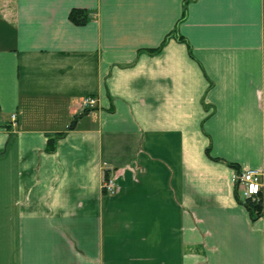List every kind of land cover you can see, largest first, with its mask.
Returning <instances> with one entry per match:
<instances>
[{
  "label": "crops",
  "instance_id": "0c3cea01",
  "mask_svg": "<svg viewBox=\"0 0 264 264\" xmlns=\"http://www.w3.org/2000/svg\"><path fill=\"white\" fill-rule=\"evenodd\" d=\"M0 264H264V0H0Z\"/></svg>",
  "mask_w": 264,
  "mask_h": 264
},
{
  "label": "built area",
  "instance_id": "2783aa9c",
  "mask_svg": "<svg viewBox=\"0 0 264 264\" xmlns=\"http://www.w3.org/2000/svg\"><path fill=\"white\" fill-rule=\"evenodd\" d=\"M81 109L83 111L91 110L97 106L95 96H87L81 101ZM16 121V115H13V122ZM263 172L260 169H248L237 172L233 176V182L244 192L245 199L255 198L261 194L263 180ZM102 191L107 195H115L118 191V184L115 177H108L102 183Z\"/></svg>",
  "mask_w": 264,
  "mask_h": 264
},
{
  "label": "trees",
  "instance_id": "16d2710c",
  "mask_svg": "<svg viewBox=\"0 0 264 264\" xmlns=\"http://www.w3.org/2000/svg\"><path fill=\"white\" fill-rule=\"evenodd\" d=\"M70 18L76 24H84L89 18V12L84 9H73L70 14ZM178 39L183 40L182 37H179ZM159 50L160 48H156L151 51L157 52ZM54 149H55V145L51 139V141L49 142L48 150L53 151ZM244 203L254 218L259 217L262 214L263 204H262V198H260V196L255 197V198H248L244 201Z\"/></svg>",
  "mask_w": 264,
  "mask_h": 264
},
{
  "label": "rangeland",
  "instance_id": "374dc122",
  "mask_svg": "<svg viewBox=\"0 0 264 264\" xmlns=\"http://www.w3.org/2000/svg\"><path fill=\"white\" fill-rule=\"evenodd\" d=\"M108 178V177H107Z\"/></svg>",
  "mask_w": 264,
  "mask_h": 264
}]
</instances>
